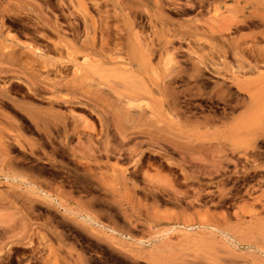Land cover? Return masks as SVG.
<instances>
[{
  "label": "rangeland",
  "instance_id": "1",
  "mask_svg": "<svg viewBox=\"0 0 264 264\" xmlns=\"http://www.w3.org/2000/svg\"><path fill=\"white\" fill-rule=\"evenodd\" d=\"M0 264H264V0H0Z\"/></svg>",
  "mask_w": 264,
  "mask_h": 264
},
{
  "label": "bare ground",
  "instance_id": "2",
  "mask_svg": "<svg viewBox=\"0 0 264 264\" xmlns=\"http://www.w3.org/2000/svg\"><path fill=\"white\" fill-rule=\"evenodd\" d=\"M3 64V63H2ZM9 67V66H8ZM12 68V67H11ZM238 82L240 81V80H237ZM237 83V82H236ZM238 85V84H237ZM243 84H241V81L239 82V86H240V88L242 89V88H244V89H248L246 86H242ZM247 91V90H246Z\"/></svg>",
  "mask_w": 264,
  "mask_h": 264
}]
</instances>
